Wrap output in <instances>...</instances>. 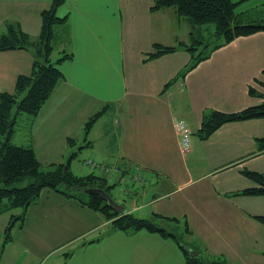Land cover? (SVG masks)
<instances>
[{"label": "crops", "instance_id": "1", "mask_svg": "<svg viewBox=\"0 0 264 264\" xmlns=\"http://www.w3.org/2000/svg\"><path fill=\"white\" fill-rule=\"evenodd\" d=\"M250 1L239 0L236 8L244 24L255 18V11L260 16L264 6L262 2L244 8ZM51 2L0 0V35L7 24H17L35 40L40 13ZM152 4L153 0L63 1L56 16L67 21L58 25L57 34L53 31V52L58 53L55 60L62 52L71 53L72 60L57 66L64 79L35 118L29 141L23 137L21 145L29 142L38 161L43 153L60 158L49 159L56 164H63V155L70 151L65 165L69 170L84 151L88 159L102 164H126L128 172L138 168L146 185L129 189L120 203L127 213L167 231L166 221L154 214L178 219L173 231L184 226V235L192 240L186 241L187 248L190 244L197 249L204 261L220 256L230 264H264V226L253 218L264 216V196L238 195L254 186L241 171L264 175V149L256 142L264 137V118L224 124L206 140L195 135L202 116L210 111L233 113L262 102L249 96L248 87L264 95V88L253 82L264 84V33L236 38L212 51L165 90L191 60L187 52L177 50L143 62L155 44L185 42L182 19L171 9L151 12ZM31 66L29 51L0 53V93H12L16 77L30 74ZM109 111L110 124H105ZM98 112L101 116L85 132L83 125ZM78 137L81 142L68 146L67 139ZM13 215L12 210L0 214L2 241L7 232L11 237L5 243L12 246L10 263L2 259L8 264H51V254L85 242L86 234L109 224L101 214L49 189L26 210L21 226L10 224ZM140 234L138 243L147 257L161 253L167 239ZM113 238L82 242L80 258L85 249ZM63 256L60 264L74 257ZM159 260L168 264L163 256Z\"/></svg>", "mask_w": 264, "mask_h": 264}, {"label": "trees", "instance_id": "2", "mask_svg": "<svg viewBox=\"0 0 264 264\" xmlns=\"http://www.w3.org/2000/svg\"><path fill=\"white\" fill-rule=\"evenodd\" d=\"M63 1L52 0L49 8L40 13V31L35 40H32L17 24H7L5 32L0 35V53L25 50L32 54L30 74L16 77L12 93H0V214L11 209H21V215H13L10 220V224L19 222L21 226L26 210L37 203L42 190L49 189L66 199H75L81 206L101 214L109 222L108 225L112 230L124 232L144 230L172 240L183 254V264H230L220 256L204 261L197 252L184 246L174 233L157 227L148 220L137 218L131 213L116 215L97 195L88 196L84 193L86 189L99 188L110 195L111 187L107 185L105 177L94 174L76 176L68 166L63 164H53L52 170L42 171L41 164L29 142L26 145H15L11 142V138L18 131L29 141L35 118L53 94L57 84L64 79L57 66L66 60H72V54H66V52H62L57 60L51 59L53 27L65 24L67 21L66 18L61 19L56 16V10ZM238 3L239 0H153L149 8L151 12L171 9L178 19L187 18L186 20L191 22L193 27L212 24L215 38L219 40V43L205 55L203 51H197L198 46H203L202 50H204L208 46L207 43L197 41L193 36H191L190 44L186 42H180L175 46L155 44L152 51L145 54L143 62L173 54L177 50L187 52L191 60L189 66L179 71L176 77L165 85V90L207 59L212 51L236 38L264 33V12L258 18L248 20L244 24L236 14ZM262 74L264 75V71ZM253 82H257L264 88V84L257 79ZM248 94L260 98L262 102L233 113L210 111L202 116L195 135L200 140H206L224 124L263 119L264 95L256 93L251 86L248 87ZM100 116V112L91 116L85 123L84 129L87 131ZM67 142L73 146L75 140L67 139ZM256 142L260 149H264V137L257 139ZM241 174L252 181L254 186L241 190L238 195L264 196V175L249 170H243ZM25 181L28 183L20 186ZM61 186H64L65 190L61 189ZM73 192L84 194L87 199L76 197ZM154 217L166 222H178L176 218L156 214ZM253 218L264 226V216H253ZM10 239L7 232L4 242ZM189 251L194 252V256Z\"/></svg>", "mask_w": 264, "mask_h": 264}, {"label": "rangeland", "instance_id": "3", "mask_svg": "<svg viewBox=\"0 0 264 264\" xmlns=\"http://www.w3.org/2000/svg\"><path fill=\"white\" fill-rule=\"evenodd\" d=\"M139 1V0H137ZM142 3H145L146 0H141ZM264 2V0H251L249 3L244 4V8L246 7H258L260 6L259 4ZM261 7V14H263L264 12V6H260ZM48 9V8H47ZM238 10V9H237ZM236 10V12H237ZM255 14V18L259 17L258 12H254ZM182 19V38L183 40L187 43L190 44L191 42V36H193L194 38H196L197 41H203L207 43V47L202 50L203 46H198L199 50L197 52H204V55L208 53V51H210L211 48H213L217 43H219V40L215 38V34H214V28L212 24H206V25H202V26H192L191 22H189L188 20H186L187 18H181ZM54 34L58 33V25L54 26L53 28ZM36 39V37H34ZM56 40V39H55ZM167 45V44H166ZM52 46H53V41H52ZM197 48V47H196ZM54 49H56L54 47ZM58 55L57 51L52 52L51 54V59L55 60L56 56ZM58 58V57H57ZM216 110V109H215ZM220 111V110H217ZM220 112H224V111H220ZM226 113V112H225ZM95 115V114H94ZM110 116H111V112L109 111L107 114V121H105V124H110ZM87 122V121H86ZM85 128V124L83 125V130ZM86 132V130H85ZM23 139V135L20 134V132L18 131L17 133H15L13 135V137L11 138V142L15 145H21V140ZM67 141V140H66ZM75 141L81 142L80 137H78V139H75ZM68 144V142H67ZM70 146V145H68ZM58 147L52 148L51 149V153L53 151H55V149H57ZM70 148V147H69ZM49 152V153H50ZM70 151H68L67 153H65L64 159L65 157L67 159H65V162L63 163L64 165L67 164V161L70 159ZM87 152L84 151V153H82L78 160H75L72 164V168L70 169V171L72 173H74V175L76 176H85V175H89L94 174L96 176H103L106 178L107 180V185L109 187H111L110 189V195L111 197L120 203H123L127 196V194H129L130 192V188H143L146 185V179L145 177L141 174L140 170L138 168H132L130 169V172H128L125 168V166H127L126 164H122L119 163L121 165L118 164H112V165H108V164H102L100 162L102 161H98L94 158L88 159V157L86 156ZM49 159H56V160H60V158L55 157L54 155L48 154V153H43L41 155V157H39V161L41 164V170L42 171H49L52 170L53 164L56 165V163H53L52 161H50ZM63 160V159H62ZM90 160L91 162L94 163V166L86 164L85 161ZM85 162V163H84ZM91 169V170H90ZM115 173V175H117L115 177V175H113ZM119 174V176H118ZM28 183V181L23 182L20 186H25ZM61 189L65 190L64 186L60 187ZM74 196L76 197H81L82 199L86 200L87 197L84 194L81 193H76L73 192ZM75 200V199H73ZM76 201V200H75ZM128 205V204H127ZM12 211H14V213L16 215H19V213L22 212H18L19 209H11ZM21 210V209H20ZM9 211V210H8ZM126 213V212H125ZM135 214V215H134ZM133 216H136V213H134ZM5 217V216H4ZM165 226L164 227H170L169 231H173L175 230V228L173 229L174 226H176L174 222H164ZM9 227V226H8ZM7 227V228H8ZM181 231H173L176 232L174 233L178 238L179 241L186 246V241L190 242L192 241L191 238H189L188 235H184L185 233V229L184 226H180ZM177 230V229H176ZM142 231V232H139ZM137 232L135 231H121V230H117L114 229L112 230L110 225L106 224V225H102V227L96 229L94 232L90 233V234H86L84 239L85 242L81 241L80 243H74L73 246H67L65 248H63L62 250H60L59 252H57L56 254H51V264H58L59 261L60 263H63L61 261V259L64 258L63 254H70L72 253V255H74L72 261L67 264H163V260H159L162 258V256L167 260L168 264H181L183 262V254L180 251L179 247L170 239H167V242L165 241L166 244H164L162 251L160 254H157L153 257H147L146 253L142 250V247H144V245L142 243H138L140 242V240H138V235H141L140 233H144V230H139ZM145 235V234H142ZM133 237L130 241H125L122 238L124 237ZM106 237H114L113 240H109V241H104L102 244H100L99 246H96L94 248H92L91 250L87 251V249H85L84 251V255L82 257H84V260H82V257L80 258V247L81 245H83V243H88L91 242V240H96V239H104ZM3 239V235H0V264H8L10 263V260L7 259V256L10 255V251L9 248L12 247L10 246L11 244L8 243L5 245L4 240ZM135 240V241H134ZM83 242V243H82ZM130 242V243H127ZM137 242V243H136ZM188 244V243H187ZM191 249L196 253L197 249H195L194 247H192L190 244H188ZM113 246L114 249H110V247ZM6 249V250H5ZM87 251V252H86ZM92 251V254H91ZM2 253L3 254V258H2ZM4 257L7 259L8 263H5ZM3 259V260H2ZM59 263V264H60Z\"/></svg>", "mask_w": 264, "mask_h": 264}, {"label": "water", "instance_id": "4", "mask_svg": "<svg viewBox=\"0 0 264 264\" xmlns=\"http://www.w3.org/2000/svg\"><path fill=\"white\" fill-rule=\"evenodd\" d=\"M64 170H66L64 168ZM84 193L89 195H97L101 201L104 203L105 206L109 207L111 209V211L116 214V215H122L126 212V208L119 204L118 202H116L115 200H113V198L107 193L105 192L103 189H99V188H89L84 190ZM189 253L194 256V252H190Z\"/></svg>", "mask_w": 264, "mask_h": 264}, {"label": "built area", "instance_id": "5", "mask_svg": "<svg viewBox=\"0 0 264 264\" xmlns=\"http://www.w3.org/2000/svg\"><path fill=\"white\" fill-rule=\"evenodd\" d=\"M87 164L94 166V163L91 161H88Z\"/></svg>", "mask_w": 264, "mask_h": 264}]
</instances>
